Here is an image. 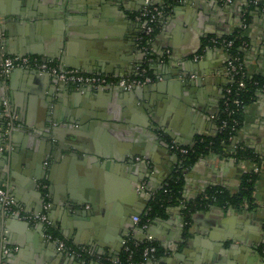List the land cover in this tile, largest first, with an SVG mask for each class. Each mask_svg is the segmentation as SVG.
I'll return each instance as SVG.
<instances>
[{
	"label": "crops",
	"instance_id": "1",
	"mask_svg": "<svg viewBox=\"0 0 264 264\" xmlns=\"http://www.w3.org/2000/svg\"><path fill=\"white\" fill-rule=\"evenodd\" d=\"M90 1L0 0L4 17L0 56L24 53L88 74L100 61L112 77L133 76L147 57L136 20L147 0H105L110 16L106 21L96 20ZM150 3L161 6L163 0ZM262 5L264 0H176L161 16L151 41L155 61L150 69L155 79L149 85L160 86L152 94L165 100L159 108L165 125L161 134L149 128L148 115L130 97L132 91H99L93 106L91 95L81 91L84 87L67 85L58 91L55 79H31L20 70L0 77V160L9 147L8 136H1L3 126L8 133L10 115L15 121L25 117L30 130L16 126L15 140L25 155H36L39 169L36 181V174L28 176L21 165L7 189L27 213L37 214L47 204L58 237L71 247L92 252L87 260L74 256L75 264L116 261L124 239L143 241L148 235L162 250L161 264H264V88L243 110L242 125L225 154L210 152L182 169L181 157L170 149L172 142L193 148L220 133L225 89L233 80L227 55L213 39L241 32L246 38L245 71L264 80ZM195 76L204 82L191 88ZM53 83L49 113L44 93ZM51 117L56 124L49 123ZM51 145L64 147L57 159L50 156ZM239 147L257 155L260 163L235 157ZM257 168L254 209L209 206L195 211L187 224L182 206L176 204L150 221L144 233L133 221L138 213L147 214L154 195L179 170L182 198L195 202L210 188L237 193L243 176ZM67 198L86 203L71 211L63 208ZM14 222L13 229L5 231L10 244L0 238V264L68 260L51 241H40L41 225L29 228ZM5 248L11 250L9 254Z\"/></svg>",
	"mask_w": 264,
	"mask_h": 264
},
{
	"label": "built area",
	"instance_id": "2",
	"mask_svg": "<svg viewBox=\"0 0 264 264\" xmlns=\"http://www.w3.org/2000/svg\"><path fill=\"white\" fill-rule=\"evenodd\" d=\"M164 13L165 12L160 10L157 6L152 5L150 3V0L146 1L145 8L141 12H139L136 17V20L138 23H140L142 29L140 43H142L145 38H151L152 34L155 32V27L159 21V18H161ZM220 39L221 38L213 39L212 42L213 44L220 46L225 51L227 55L228 69L233 80L231 85L236 83L238 90L240 91L245 87V82L243 79L247 76L243 56L234 54L233 51H231L232 47L234 46L233 41ZM245 47L246 43L244 42L241 45L240 52H243ZM143 50L145 51V54L147 56L146 62L152 63L153 55L151 54V44L149 43L148 45L143 46ZM18 69L32 70L37 72L39 75H49L66 85L75 87H91L96 90L104 88H120L125 91H131L137 87L151 85L154 82V79H152L151 77L144 76L145 74H147V70L146 68L142 67L137 68V72L133 76L139 75L140 72V75L142 74L144 78H134L133 76L115 78L108 74H88L77 69H62L58 64L49 60L40 59L38 57L19 55L6 56L4 54L0 56L1 78H8L14 70ZM231 85L227 86V88L225 89V99L223 102V106L225 112H227L229 116H234L236 115V112L238 110H244L246 105L240 99L233 98L230 100L231 95L234 92L231 88ZM233 122L236 125L238 124L237 120L235 119H233ZM11 125L12 123L9 124V126ZM226 126L227 121H223L222 125L220 126V131L224 130ZM170 149L179 154L182 162L181 166L183 168L184 159L189 154L190 150L187 147L181 146L176 142L171 143ZM254 173H259V169H255ZM140 188L144 189L145 187L141 185ZM0 206H2L4 211L9 216L19 217L21 221L27 222L30 225H42L45 228L44 237L48 241L54 243L61 253L75 256L78 259H83L84 257H90L93 255L92 252L87 249L71 247L66 243L65 240L61 239L58 236H54L51 232H48V229L54 228V225L49 217V206L47 204L44 205V210L40 214L27 213L22 207H20L13 194L9 190L2 187L0 188ZM133 221L135 225L139 226L144 231L148 227V223L143 224L142 219L139 216H135L133 218ZM143 241L148 244V247L144 249L143 259L139 264H159V260L157 258L158 245L154 242L153 237L148 235ZM143 241H139L130 236L123 240V250L130 255L128 264H135L133 261H130L134 251L133 248L139 247L140 243H142ZM10 251V249L5 248L4 253L8 254L10 253ZM117 262L118 260L113 261V263L115 264H117Z\"/></svg>",
	"mask_w": 264,
	"mask_h": 264
},
{
	"label": "trees",
	"instance_id": "3",
	"mask_svg": "<svg viewBox=\"0 0 264 264\" xmlns=\"http://www.w3.org/2000/svg\"><path fill=\"white\" fill-rule=\"evenodd\" d=\"M176 3V0H163V4L161 6H157L163 12H167L171 9ZM254 6V5H253ZM261 6V5H259ZM263 6V5H262ZM264 7V6H263ZM249 10L252 8L250 5ZM160 24L159 21L155 27V32L152 34L150 39L145 38L141 46H146L149 43L151 44L154 35L156 34L158 27ZM220 40L233 41L234 46L232 50L234 54H238L239 56H243V52H240L241 45L246 42V38L242 36L241 32L234 33L230 36L222 37ZM150 64L145 62L141 67L146 68L147 74L144 76L151 77L155 79L153 73L150 69ZM144 76L139 72V75L133 76L134 78H144ZM239 80V79H238ZM245 82V87L238 90L237 84L234 83L231 85L233 89V93L231 95V99H240L247 106L250 104L254 98L257 91L264 88V80L258 76L249 77L248 75L243 79ZM229 86V85H228ZM231 106V104H230ZM243 110H238L236 115L229 116L227 112H225L224 106L222 109V113L219 116V126L222 125L223 121H227V126L224 130L220 131V133L215 138L203 139L196 143L193 148L188 147L190 150L189 154L186 156L183 162V168L190 167L199 157L206 155L210 152L216 154H225L227 146L231 143V138L236 134V131L242 125V117ZM233 119L237 120L238 124H234ZM235 157L241 160H250L257 165L260 163V158L252 153L250 150L239 147L234 154ZM259 178L258 173H249L243 176L242 184L237 193L231 194L229 191L215 187L210 188L206 192V197H202L195 202H186L182 198V187H183V178H182V170H179L160 191H158L152 201L149 204V209L146 215L141 217L142 223H149L154 218L158 216H164L167 208L173 205H181L183 206V216L185 222L189 224L191 222L192 215L195 211L200 209H207L209 206H220L227 207L232 206L235 208H243L247 206L249 210L255 208L254 204V193L256 188V183ZM183 204V205H182ZM48 232H51L54 236H58L54 228H49ZM148 247L146 242L140 243L139 247L133 248V254L130 261H133L135 264H139L143 259L144 249ZM264 248V245L262 246ZM158 248L157 258L159 260V264H161L162 250ZM129 254L124 250L121 252L117 264H128ZM102 264H115L111 260H102Z\"/></svg>",
	"mask_w": 264,
	"mask_h": 264
},
{
	"label": "water",
	"instance_id": "4",
	"mask_svg": "<svg viewBox=\"0 0 264 264\" xmlns=\"http://www.w3.org/2000/svg\"><path fill=\"white\" fill-rule=\"evenodd\" d=\"M106 1L102 0V1H96L94 2V0H91L89 2L88 7L91 9L96 11V13L94 12L93 15L95 16L96 20H107L110 19L109 13H107V8H106ZM66 8L65 6H63V11H65ZM4 17L1 16L0 13V36H2V31H3V22ZM87 25L91 24V18L90 16H88L87 19ZM86 27V25H85ZM2 30V31H1ZM20 56H24V53H20L18 54ZM141 67V66H140ZM20 71H24L27 72L28 75L31 77V79H37V77H41L44 79V81L48 80L51 82V79H55L49 75H39L37 72L32 71V70H23V69H18ZM91 73H105V74H109L110 71L107 69V67H104V64L101 63L99 61L97 67H95V69H93L92 71H90ZM123 77V76H122ZM55 81H57V89L58 91H63V89H65L67 87L66 84L58 81L55 79ZM204 80H200L198 78V76H195V78H193L190 82H189V87L193 88V87H197L200 83H203ZM54 84V83H53ZM51 84V86H46V90H45V100L47 101V109L50 113L51 107L53 106V96L55 95V84L53 85ZM184 87H186L187 83L185 82ZM64 86V88H63ZM116 89V88H115ZM110 90H114V88H104V89H93L91 87H84L81 89V91H83L85 94L87 95H91V104L93 106L96 105L97 102H95L97 98V96L99 95V91H110ZM117 90L119 91H125L123 89L117 88ZM96 91L95 94H93ZM132 91V95H130V97L134 96V102L136 103V105L143 109L144 111H146L147 115H148V122L149 124V128L152 129V131L154 133H160L163 132L162 128L165 127V125L163 124V122L161 121V111L159 108L163 107L164 101L163 98L164 97H159V96H154L152 93L154 92H159L160 91V86L157 87H153V86H143V87H137ZM167 93H174L176 91H169L167 90ZM177 95V94H176ZM98 106V105H97ZM10 120H11V127H10V131L8 133H6L5 131V125L3 126V131H1V136H8V151H7V155L4 156L2 155V158L0 160V188H9V186L11 185L12 180H14L15 174L16 172L20 171V166H24L26 168V172L28 174V176H33V174H36L33 176V178L38 181L39 178L37 175L38 173V166L36 164V162H38V158L36 157V155H34L33 157L31 155H25V150L23 149V147L21 148L17 142H16V135H17V131L16 126L17 127H24L27 130H30V124L27 122V119L24 117H19V119H17V121H15V118H13L12 115H10ZM51 125L56 124L57 121L51 117L50 118V122ZM52 153L50 156H52L53 158L57 159V156L59 154L62 153V150H64L62 146H52ZM14 148V151H13ZM67 149V148H66ZM69 151V149H67V152ZM3 182H6V187L5 185H3ZM166 185V184H165ZM8 190V189H7ZM13 194V193H12ZM14 196V195H13ZM151 197V196H150ZM86 203V202H84ZM84 203L81 202H76V201H72L71 199L67 198L66 201L63 203V208H67L71 211H74V209L76 208L77 210L80 209ZM0 238H2L4 240V238H7V240L5 241L6 243H9V236L7 234H5V231H10L13 229V226L15 225V222H22L24 223L27 227L30 228V224L24 221H21L19 219V217H15V216H9L10 220L7 219V215L4 211L3 208H0ZM43 210H41L40 212H38L37 214L42 213ZM36 214V213H35ZM143 213H138L137 216L139 215L140 217L142 216ZM25 227V226H24ZM140 232H145L144 230H142L141 228H138ZM43 238L40 239V241L44 244H46V238L44 237L45 234V230L44 227L41 225V233ZM4 242V241H3ZM2 242V243H3ZM4 242V243H5ZM3 243V245H4ZM5 243V244H6ZM41 243V244H42ZM54 244V243H53ZM43 245V244H42ZM55 245V244H54ZM56 249L57 246L55 245ZM62 255H67L68 260L65 259V263L64 264H75V258L74 256H68V254H62ZM7 257V255H6ZM64 257V256H63ZM73 259V260H72ZM77 261V260H76ZM81 264V263H80ZM213 264H218L217 262H213Z\"/></svg>",
	"mask_w": 264,
	"mask_h": 264
},
{
	"label": "flooded vegetation",
	"instance_id": "5",
	"mask_svg": "<svg viewBox=\"0 0 264 264\" xmlns=\"http://www.w3.org/2000/svg\"><path fill=\"white\" fill-rule=\"evenodd\" d=\"M141 47H142V49H143V46H141ZM143 51H144V50H143ZM144 52H145V51H144ZM154 56H155V55H153V58H154ZM154 61H155V58H154ZM224 99H225V98H224ZM8 254H9V253H8ZM87 259H88V257H84L83 259H80V260L82 261V260H87ZM101 264H102V263H101Z\"/></svg>",
	"mask_w": 264,
	"mask_h": 264
}]
</instances>
